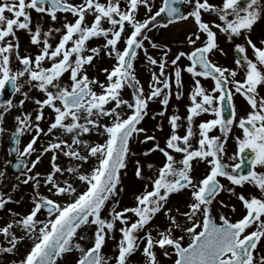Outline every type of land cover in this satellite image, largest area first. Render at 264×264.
<instances>
[{"label": "snow or ice", "instance_id": "6c2138e0", "mask_svg": "<svg viewBox=\"0 0 264 264\" xmlns=\"http://www.w3.org/2000/svg\"><path fill=\"white\" fill-rule=\"evenodd\" d=\"M33 12L49 20L46 30L33 24ZM204 14L219 22H206ZM261 18L264 0H221L220 5L209 0H0V142L6 137L9 142L0 182L11 166L18 173L13 191L21 185L33 190L24 214L8 209L19 201L0 192V212L10 217L0 226V256H16L28 242L12 264H128L136 252L144 264H161L160 256L170 264H264V39L255 43L251 38ZM189 19L196 26L186 36L189 51L171 61L167 49L159 58L149 53L145 42L152 49L157 44L148 33ZM20 31L30 37L35 52L21 54ZM218 32L234 45L236 69L210 59L219 50ZM93 40L103 43L91 47ZM102 52L113 61L101 70L104 81L88 75ZM141 54L150 68L159 69L151 72L147 93L136 71ZM182 58L188 61L183 67ZM240 71L244 75L238 80ZM182 73L192 78L187 115L182 118L176 109L168 116L165 144L152 148L164 157L161 166L149 163L145 172L139 160L133 162L142 187L133 206L120 209L122 173L136 155L131 141L141 134L145 143L156 140L141 126L149 103L162 106L153 120L165 117L173 85L175 98H183ZM201 79L210 80L212 88ZM6 87L21 99L6 98ZM125 89L131 99L124 98ZM237 95L247 105L239 118ZM27 102L36 107L24 111ZM14 110L19 112L9 130L5 125ZM205 114L212 118L197 123ZM217 128L221 135H210ZM233 128L241 135L233 136L236 151L228 155ZM25 136L29 139L22 142ZM46 156L48 171L41 172L38 166ZM194 161L205 165L199 178L193 175ZM221 178L229 182L227 188ZM245 185L256 193L237 194L236 187ZM185 191V210L169 207L170 197ZM221 192L241 203L238 219L225 214L224 209L235 214L237 208L217 199ZM161 214L167 226L149 228ZM108 240L116 241L114 256L103 253Z\"/></svg>", "mask_w": 264, "mask_h": 264}, {"label": "rangeland", "instance_id": "374dc122", "mask_svg": "<svg viewBox=\"0 0 264 264\" xmlns=\"http://www.w3.org/2000/svg\"><path fill=\"white\" fill-rule=\"evenodd\" d=\"M34 13V12H33ZM37 22H39L43 28L46 30L49 27V20L45 17L43 19L38 18L37 15H35V18L33 20V24L35 25ZM58 26V25H57ZM189 29H193L192 25L190 27H188ZM258 29L261 31V34L263 35L261 39H264V18H261V23H259V27ZM260 34V35H261ZM19 36V40H20V45H21V54H24V52L26 50L35 52V48L33 46L30 45V37L27 35V33H25L24 31L21 33V35ZM56 39H58V37H56ZM230 50H234V45L230 44ZM103 52L101 54V59L98 58L96 62H101L102 65L100 67H98L97 69L99 71H97L98 74V79L101 81H104V74L102 73V69L103 68H109L111 66L112 63H110V60L105 57L103 58ZM251 57V55H250ZM236 59V54L232 53V61L234 62ZM100 60V61H98ZM231 61V66L229 67V69H236V65L234 63V65L232 64ZM104 62V64H103ZM140 64H136V71L138 72V68H139ZM243 72L240 71V74L237 76V79L240 80L243 77ZM142 83V81H141ZM175 87V86H174ZM188 87H192L191 84L188 85ZM145 88V87H144ZM211 87L208 86V89H210ZM97 91H99V89H97ZM190 93V92H188ZM261 93L264 94V89L261 90ZM32 96H34L35 98H39V99H43L42 94H39L38 92L33 91L32 92ZM123 96L125 99H131V94L130 91L125 89ZM19 99H21V97L19 96V94H16L13 102L16 103L19 101ZM240 103H242V101H238V105H236L237 108V112H238V118L239 116H242L245 114L246 111V104H244L246 107L244 109V106L241 105ZM154 104L155 102H150V113L147 117H145L144 122L142 123V127H144L147 132L148 135H155L156 140L152 141V146L148 149H142V143L146 140V137L141 134L138 138H134L133 141H131V149L133 152L136 153V155L134 157H132L129 161L128 164V168L126 170L125 173H122V181H123V188H124V192L121 194L120 197V209H123L124 207L127 206H133L134 204V197L136 194L139 193V191L141 190L142 187V182L137 180V178L134 175V171H135V167H134V161L135 160H139L140 163L142 165L145 166V172H147V164L151 163L156 165L157 167L161 166L163 161H164V157L162 156V154H160L159 152H153L152 148L153 146L158 142L159 145L161 147L164 146L165 144V140L167 138V136L169 135L170 132V126L168 124V116L174 114L175 110L177 109V105L175 102H172L171 106V110L168 112V114L165 117H159L157 116L155 120L152 119V116L155 115L156 109L154 108ZM243 104V103H242ZM36 107V105H34L31 102H27L24 111H31ZM175 108V110H174ZM186 109L187 108H183L181 110H179L178 114L183 118L186 117ZM19 110H14V112L9 115L7 117V124L5 125L6 128H8L9 130L12 129V116L18 114ZM33 115H35V113H33ZM45 115H49L48 110H45ZM158 124H166L167 127L166 129H163L162 131L157 130V125ZM43 127H47L46 124L42 123ZM185 132V129L179 130V134L183 135ZM210 135H214V136H219L221 135L219 129H215L213 130L212 133H210ZM236 135H241V130L233 128V132L232 134L229 136L228 138V143L226 145V149H227V153L228 155H232L235 153L236 151V146L233 140V136ZM29 139L28 136L23 137V141L22 142H27V140ZM8 140L7 137L4 139V141L1 142V148H0V170H4L3 169V163L5 161V149H7L8 147ZM39 143V141H38ZM193 144L196 143V140L194 139L192 141ZM148 152L150 153V155L145 156L143 155V153ZM51 155V154H49ZM10 158V157H9ZM180 158V155L177 154V159ZM194 164V168L195 171L193 173L194 176H196L197 178L203 176L205 174V165L203 163L200 164H196L195 161L193 162ZM48 167H49V159L48 156H46L42 162V165L38 166V168L40 169L41 172H47L48 171ZM7 175L3 178L2 180V186L0 187V192L4 193L5 195H8L9 193H11L12 198L14 200L19 201L18 204H9L6 207L8 209H10L11 211H14L16 213H20V214H24L27 213L29 208L31 207V203H30V197L32 195V187L30 185H21L19 188L15 189L13 191V185L16 183V177L11 175L10 172V167H8L6 169ZM221 183L225 185V187L227 188L229 186V182L224 180L223 178H221ZM236 193L238 188L236 187ZM41 192L46 194V195H50L48 193H46L45 189H41ZM229 194L227 192H221L220 196L217 198L219 200H223L225 203L227 201ZM188 200V193L187 191L182 192L180 194H176V195H172L170 197V204L169 207H178L180 208L181 211L185 210V204ZM119 210V209H118ZM224 212L226 215L231 216V218L233 220H236V218L238 217V213L236 212L235 214H232L229 209H224ZM175 214V213H173ZM242 215V213H241ZM240 215V216H241ZM10 217L6 212H0V226H3V224L6 221H9ZM167 226V220L165 219V217L161 214L158 215L154 221L152 222L151 225H149V228L152 227H159L160 229H164ZM119 224L117 225V228H119ZM147 230V229H146ZM19 234V233H18ZM89 235L91 236L92 233L89 231ZM141 236H143V233H140ZM153 235L155 236V232H153ZM116 239H119V232L116 233ZM0 243H3V237L0 236ZM116 246V241L113 240H108L107 244L105 246V248L103 249V253L106 256H114L115 252L113 251V249ZM143 247V245H141V248ZM28 248V242H25L24 244H22L20 246V250H19V254L16 256H12V255H2L0 256V264H12V262L15 261H19V259L23 256V254L27 251ZM161 260V264H170V262L168 260H166L163 256L159 257ZM144 257L142 256V254L140 252H136L135 254H133L129 260H128V264H144ZM114 264V261H113Z\"/></svg>", "mask_w": 264, "mask_h": 264}, {"label": "flooded vegetation", "instance_id": "af4514ba", "mask_svg": "<svg viewBox=\"0 0 264 264\" xmlns=\"http://www.w3.org/2000/svg\"><path fill=\"white\" fill-rule=\"evenodd\" d=\"M75 2H78V0H75ZM157 2H159V0H157ZM209 2L213 5H220L221 4V0H209ZM182 8H186L188 6H181ZM143 12V10L141 9V13ZM35 13H33V20L35 18ZM69 19H71V16L69 15ZM203 19L206 22L209 21H213L216 20V18L210 14H204L203 15ZM216 22H219L218 20H216ZM259 23H261V19H259L256 24L253 26V30L251 33V38L253 39V42L258 43L261 38H262V34L261 31L258 29L259 27ZM192 25L193 29H189L188 27H190ZM214 31H217L216 29H213ZM196 31V26L194 25L193 21L191 19H189L188 21L185 22H179L175 25H170L167 29H160V28H156L154 29L152 32L148 33L150 39L157 44V48L156 49H152L150 45L147 44V42H145V46L149 48V53L151 55H153L156 58H159L160 56L163 55L162 50L163 49H167L169 51V61H171V59H173L175 57L176 54H178L180 51H189L191 46H189L186 43V36L191 34L192 32ZM23 31L18 32V35H21ZM261 34V35H260ZM205 37H201V39L203 40ZM217 42L219 44V50H214L213 53L210 55V59L216 63L218 66L221 67H227L229 68L231 65V61H232V53H235L234 50H230V44L233 45L232 43H229L227 41V39L224 37V35L220 34L218 32V37H217ZM240 40H237L236 43H240ZM103 43L102 40H93L89 42V46L91 47H95V46H99ZM199 46V42L198 45ZM222 50V51H221ZM223 53V54H222ZM236 54V53H235ZM248 55H251V51L249 50ZM237 56V54H236ZM103 58H105V56H102ZM101 59V58H100ZM97 60L94 61V65L95 67L93 68H89L88 69V75L90 78H97L98 79V72L99 71L97 68L100 67L102 65L101 62H96ZM100 61V60H98ZM110 63H113V61L110 60ZM104 64V62H103ZM136 64H140L139 68H138V72H137V77L140 81H142V84L145 87V92H148V84L151 82L150 81V76H151V72L152 71H156L158 72L159 69L158 68H150V66L147 65L146 61L143 58V55L141 54V56L137 59ZM188 64V61H186L185 59H181V61L179 62V65L181 67L186 66ZM232 64L234 65V62L232 61ZM173 71V69L171 67H168L166 69L167 73H171ZM182 79H183V98L180 100H177L175 98V92H176V88L173 85V95L172 98L170 99V103H169V108H168V112L171 110L172 106V102H175L177 105V109L181 110L184 107L187 108L190 105V100H189V96H190V92L192 87H188L189 84H191L192 86V78L189 76V74L187 73H182ZM201 83L203 84V86L205 88H208V86H210L212 88L213 83L210 80H203L201 79ZM210 88V89H211ZM7 90H6V94L5 97L7 98ZM15 97V96H14ZM14 97L12 99H14ZM238 101H242V103H240L241 105L245 106L244 104H246V102L243 100L242 97H240L239 95H237L234 98V102L235 105H238ZM154 108L156 109V112H159L162 110V106L160 105V103L158 101H154ZM175 110V108H174ZM150 113V103H149V107H148V115ZM187 115V114H186ZM147 117V116H146ZM211 116H208L207 114H205L204 116L198 118L197 123L201 122V121H206L208 119H211ZM163 129H166L167 126L166 124H163ZM184 129L183 127L180 128L179 130ZM218 129V128H217ZM0 148H1V142H0ZM10 167V166H9ZM2 186V183L0 182V187ZM237 194H244L246 197L249 196L250 194H255L256 193V189H254L251 186L245 185L244 188H240L237 187ZM226 203L229 205V208L231 206H235L237 208V212L238 213V217L236 219H238L242 213V208H241V203L235 199L234 197H230V195L227 198ZM228 210V209H227Z\"/></svg>", "mask_w": 264, "mask_h": 264}, {"label": "water", "instance_id": "95a60500", "mask_svg": "<svg viewBox=\"0 0 264 264\" xmlns=\"http://www.w3.org/2000/svg\"><path fill=\"white\" fill-rule=\"evenodd\" d=\"M4 94H6V90L4 91ZM12 96H13V94L11 93V90L8 91V92H7V98H11ZM229 116H230V113L226 111V112H225V117H229ZM149 144H150L149 142H146V143L143 144V147H144V148H147V147L149 146ZM246 166H248V165H246ZM11 168H12V167H11ZM247 169H248V168H247ZM244 170H245V169H244ZM245 173H247L246 170H245ZM12 174L15 175V176L18 175V173H16L15 170H14L13 168H12Z\"/></svg>", "mask_w": 264, "mask_h": 264}]
</instances>
